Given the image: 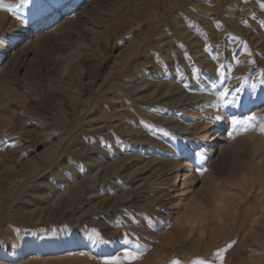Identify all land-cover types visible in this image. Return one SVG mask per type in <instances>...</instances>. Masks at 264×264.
Returning <instances> with one entry per match:
<instances>
[{"label":"rangeland","instance_id":"374dc122","mask_svg":"<svg viewBox=\"0 0 264 264\" xmlns=\"http://www.w3.org/2000/svg\"><path fill=\"white\" fill-rule=\"evenodd\" d=\"M261 3L25 0L15 14L0 8V264H220L215 253L230 243L224 264H264ZM225 88L237 105L217 107ZM233 114L257 120L230 137ZM215 127L223 168L207 154ZM192 177L194 228L185 221L190 195L176 208ZM224 194L237 209L219 219L207 210ZM17 208L34 218L16 220Z\"/></svg>","mask_w":264,"mask_h":264},{"label":"bare ground","instance_id":"6f19581e","mask_svg":"<svg viewBox=\"0 0 264 264\" xmlns=\"http://www.w3.org/2000/svg\"><path fill=\"white\" fill-rule=\"evenodd\" d=\"M35 35H37V34H35ZM31 37H33V36H31ZM35 38V37H34ZM34 45L36 46V49L37 50H40L41 51V49H42V45H41V42H40V40L39 39H36L35 41H34ZM34 46V47H35ZM193 117V116H192ZM223 127V126H222ZM177 131L178 130H182V132H184L185 130L184 129H180V128H177L176 129ZM214 130L216 131V132H214V133H212L211 134V136H209L208 135V132H206V137H205V139L208 141V144H209V148H208V159L210 160L209 162H212L211 164H213V166L215 167V166H220V167H225V165H224V163L226 162V160H227V151H226V147H224V146H216L215 147V145L218 143V140H219V138H220V135L218 134L217 135V131L219 130L218 129V127H215L214 128ZM186 131H189V129H186ZM181 132V131H180ZM179 132V133H180ZM181 132V133H182ZM221 141V140H220ZM143 145V144H142ZM172 149H174V148H172ZM206 153V152H205ZM206 154V155H207ZM182 155V154H181ZM208 162V161H207ZM182 162H180V164H181ZM180 164H179V162H177V166L173 169L174 171H173V173L171 174L172 175V177H171V179H170V181L171 182H173L174 184H177V182H178V176H179V169H180V167H182V166H180ZM182 165V164H181ZM224 165V166H223ZM148 167V166H147ZM213 168V167H212ZM191 169V168H190ZM216 169V168H215ZM211 170V169H210ZM146 171V170H145ZM150 171V170H149ZM148 172V171H147ZM190 172H191V170H190ZM211 173V172H210ZM209 173V175H211ZM214 177V176H213ZM245 180V179H244ZM188 181H189V183H188ZM246 181V180H245ZM245 181H242L241 182V185L239 186V188L242 190V191H246V185H245ZM248 181V180H247ZM93 182V181H92ZM181 182V181H180ZM194 183H195V178L194 177H192V178H190V179H185L184 178V180L182 181V186H181V189H180V195H181V197L183 198V200H181L182 201V204L181 203H177V207L176 208H180V206H182V205H184V201H186L185 200V197L187 196V195H190V198H191V204H190V206L188 207V211L186 212V220L185 221H187V222H189L190 223V225H191V227H193V225L195 224V222H194V217H196V218H199V214L196 216L195 215V213L197 212V213H200V211H198V210H200L199 209V206H197V204H198V201L199 200H197L198 199V191H196V190H194L193 188H191V186L192 185H194ZM179 184V183H178ZM249 184V183H248ZM181 185V184H180ZM177 186V185H176ZM264 186V185H263ZM263 188V187H262ZM179 192V191H178ZM264 192V191H263ZM179 194V193H178ZM248 194V193H247ZM262 194V193H261ZM262 195H264V193L262 194ZM248 196V195H247ZM261 196V195H260ZM248 198V197H247ZM228 200H229V202L231 201L230 199H228V197L226 196V194H224V195H222L221 196V200H219V201H216L215 203H214V205H213V207H211L209 210H207L208 212L209 211H212V213L214 214L215 213V215H217L216 216V218L218 217L219 219L221 218V211H224L225 209L226 210H228V209H233V208H235V209H237V207L236 206H234L233 204L232 205H230V206H228L227 204H225V202H228ZM133 201V200H132ZM135 201V200H134ZM228 202V203H229ZM200 205V204H199ZM212 206V205H211ZM134 207V206H133ZM170 207V206H169ZM201 207V210H203L202 208H204V207H202V206H200ZM135 208V207H134ZM176 208H174V209H176ZM178 208V209H179ZM169 209V208H168ZM205 209H208L207 207H205ZM170 210V209H169ZM173 211V210H172ZM206 211V212H207ZM154 212V211H153ZM202 212V211H201ZM155 213V212H154ZM177 213V212H176ZM203 213H205V210H203ZM211 213V212H210ZM211 213V214H212ZM156 214V213H155ZM208 214V213H207ZM12 215H13V217L16 219V220H20V221H22V222H29L30 220H32L33 218H34V216H35V212L34 211H32V210H30V209H26V208H17V209H15L13 212H12ZM214 215V216H215ZM212 216V215H211ZM177 219V218H176ZM144 225V224H143ZM194 228V227H193ZM181 230V229H180Z\"/></svg>","mask_w":264,"mask_h":264},{"label":"snow or ice","instance_id":"6c2138e0","mask_svg":"<svg viewBox=\"0 0 264 264\" xmlns=\"http://www.w3.org/2000/svg\"><path fill=\"white\" fill-rule=\"evenodd\" d=\"M25 2V0H21V4L20 5H11V4H5L3 2V0H0V8H4L9 12L14 13V9L16 7L22 6L23 3ZM261 7L264 8V3H261ZM15 14V13H14ZM262 27H264V24L261 25ZM249 55H251V53H248ZM190 59V58H189ZM185 87L187 88L188 85H185ZM229 90L227 88H225L221 94H220V101L221 103L217 105V107H227V106H235L238 103L239 98L238 97H233L231 100H228L227 97L229 96ZM239 106L243 107V102L240 101L239 102ZM216 119H221V117H217ZM257 118L255 116H250L245 120H241V119H237L236 116L233 114L230 120V124L231 127L233 129L232 133H229V136L231 137L233 135V133L237 132L240 130L241 127L244 128V131H247L248 127L252 126V122L256 121ZM261 134H264V125H261ZM165 135H168V133H164ZM207 169H203L201 171V174H203L204 172H206ZM232 243L228 244L225 248H222L220 250H218L215 253V257L216 259H218L220 261V264H224V253H226L231 247H232ZM137 247H139V245H137ZM124 256L126 259L128 260H135L137 257L130 251H126L124 253ZM105 264H121L119 258H116L115 260H108L105 262ZM173 264H179V261H175L173 262ZM195 264H213V261L211 260H197L195 262Z\"/></svg>","mask_w":264,"mask_h":264}]
</instances>
